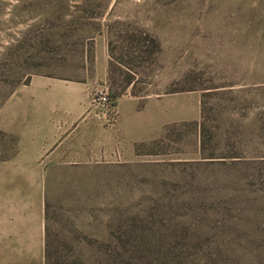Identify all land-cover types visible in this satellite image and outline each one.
Segmentation results:
<instances>
[{"label":"rangeland","instance_id":"rangeland-1","mask_svg":"<svg viewBox=\"0 0 264 264\" xmlns=\"http://www.w3.org/2000/svg\"><path fill=\"white\" fill-rule=\"evenodd\" d=\"M109 44L122 64L111 74ZM33 76L87 80L90 118L92 90L106 82L115 108L125 98L134 138L157 109L166 124L136 144L133 162L54 157L44 196H28L38 170L13 167L32 154L15 151L11 115L14 90ZM197 100L199 121L167 122ZM261 157L264 0H0V264H44L45 196L52 234L83 248L75 236L97 245L121 229L129 264H264L252 252L261 243L245 240L264 231Z\"/></svg>","mask_w":264,"mask_h":264},{"label":"crops","instance_id":"crops-1","mask_svg":"<svg viewBox=\"0 0 264 264\" xmlns=\"http://www.w3.org/2000/svg\"><path fill=\"white\" fill-rule=\"evenodd\" d=\"M89 82L71 81L46 76H33L28 83L16 88L12 95V133L15 151L32 154L28 158L14 162L13 167L37 169L34 195L44 196V176L53 158L55 162L66 164L89 163H129L136 161L137 143L147 141L155 132L164 128L165 120L161 112L152 113L156 117L155 126L144 135L133 137L131 114L123 107L124 97L117 99V120L111 127H105L85 114ZM149 112V111H148ZM149 117V114H146ZM201 105L197 100L196 110L181 118L179 108L168 123L184 120H200ZM66 159V160H65ZM48 163V164H47ZM41 227L44 240V205L41 198ZM44 247V241H43Z\"/></svg>","mask_w":264,"mask_h":264},{"label":"trees","instance_id":"trees-1","mask_svg":"<svg viewBox=\"0 0 264 264\" xmlns=\"http://www.w3.org/2000/svg\"><path fill=\"white\" fill-rule=\"evenodd\" d=\"M109 62H108V73H113L115 65L121 66L117 62L119 58H113V48L109 44ZM136 48V47H135ZM133 48V49H135ZM136 48L135 50H137ZM138 51L141 53L140 48ZM127 53V52H126ZM139 53V54H140ZM121 59V58H120ZM124 61H121L123 63ZM126 64V62L124 63ZM29 78L26 77L24 83H28ZM131 79H126L124 84L121 86L120 90L115 91L112 95L114 98L119 97L125 88L130 85ZM189 90H194V87L189 88ZM263 157L260 158V162H264ZM49 209L50 205L47 197H44V264H89L86 258L93 260L91 264H129L132 258V253L135 252L133 248L127 247V245H118V242H128L132 239L131 235L126 231L118 229L117 231H111L106 235L100 234L95 241L99 244H88L89 236L84 234H79L74 237V240L85 242L83 248L70 245L67 242V238L60 233L52 234L48 221H49ZM250 221L248 217L246 219ZM245 240L247 242H260V245H254L252 252L254 256L259 259L264 258V231L260 229H252L248 231L245 235ZM117 242V243H116ZM83 252H89L90 254H83Z\"/></svg>","mask_w":264,"mask_h":264},{"label":"built area","instance_id":"built-area-1","mask_svg":"<svg viewBox=\"0 0 264 264\" xmlns=\"http://www.w3.org/2000/svg\"><path fill=\"white\" fill-rule=\"evenodd\" d=\"M117 110L113 105L106 82L96 86L90 95L87 114L102 125H113L116 122Z\"/></svg>","mask_w":264,"mask_h":264}]
</instances>
